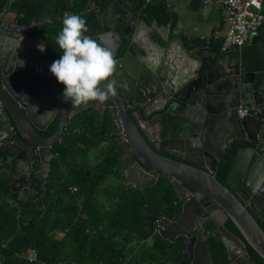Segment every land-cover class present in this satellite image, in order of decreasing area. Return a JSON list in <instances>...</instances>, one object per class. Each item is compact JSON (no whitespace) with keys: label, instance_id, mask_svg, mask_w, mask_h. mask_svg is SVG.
Instances as JSON below:
<instances>
[{"label":"water","instance_id":"water-1","mask_svg":"<svg viewBox=\"0 0 264 264\" xmlns=\"http://www.w3.org/2000/svg\"><path fill=\"white\" fill-rule=\"evenodd\" d=\"M114 1L111 6L116 12L111 14L107 8L100 13L97 27L86 34L113 51L117 63L110 78L117 81L115 92L104 101L90 98L73 102L63 93L65 85L56 80L54 86L62 96L54 106L59 119L51 136L38 132L30 111L34 108L24 99L30 86L34 91L36 79L21 87L11 84L19 68L18 58L26 55L28 48L20 34H15L12 27L16 25L0 22V42L5 35L9 37L6 62L0 69L6 79L10 77L5 84L0 78V110L8 116L10 129L19 131L30 145L51 149L61 141L70 117L87 108L99 110L100 102H108L114 133L121 137L118 141L131 147L138 159L136 170L126 173L124 184L148 189L161 175H167L179 198L186 197L182 192L186 186L203 193L246 240L224 226L222 233H213L227 247L230 262L236 264L238 258L234 246L246 251L247 242L264 258V50L254 51L247 45L236 58L196 62L186 68L173 50L177 40L171 36V27L155 18L148 20L141 5L134 7L138 0H120L118 6ZM14 2L10 0L4 13ZM93 6L94 1L89 0L86 9ZM239 107L247 109L249 115L240 118ZM238 128L253 135L251 143L236 136ZM3 140L0 147L8 145L9 139ZM166 143L171 155L161 152ZM229 150L232 164L222 182L217 172ZM13 191H17L15 184ZM146 214L162 216L160 211L147 210ZM209 219L215 221L213 214ZM189 238L179 264L192 262L194 238Z\"/></svg>","mask_w":264,"mask_h":264},{"label":"trees","instance_id":"trees-1","mask_svg":"<svg viewBox=\"0 0 264 264\" xmlns=\"http://www.w3.org/2000/svg\"><path fill=\"white\" fill-rule=\"evenodd\" d=\"M105 10L111 0H99ZM145 1V0H144ZM89 0H16L14 9L20 21L34 24L48 33V59L60 57L63 49L57 35L67 12L86 18L87 31L97 23V8L86 9ZM147 18L161 24L173 23L163 3H147ZM46 21V22H44ZM54 120L47 134H54ZM110 126L101 124L95 110L73 116L60 142L54 145V158L47 189L28 200L13 191L12 174L15 161L0 157V264H130L128 246L134 240L151 239L140 250L139 259L147 264H179L185 248V237L171 242L151 229L147 210H160L169 218L180 213L181 201L168 176H162L148 189H138L121 183L107 191L109 206L97 201L100 185L110 176L121 175L116 152L117 142ZM110 140V152L96 165L87 160L88 149ZM232 164L228 158L220 165L217 177L225 182ZM77 187L76 191L72 188ZM105 223L106 232L99 229ZM227 227L238 237L245 238L230 219ZM96 231L92 233L91 231ZM62 234V235H61ZM247 251L256 264L264 258L247 242ZM211 263L231 264L226 247L215 237L210 240ZM29 248L37 251V259L25 255ZM136 262V259L133 260Z\"/></svg>","mask_w":264,"mask_h":264},{"label":"flooded vegetation","instance_id":"flooded-vegetation-1","mask_svg":"<svg viewBox=\"0 0 264 264\" xmlns=\"http://www.w3.org/2000/svg\"><path fill=\"white\" fill-rule=\"evenodd\" d=\"M93 1H94V6L92 8H97V20H98V15L100 13H103L105 10H107V8H110L112 11L116 12V8L111 6L112 0L110 2V5L103 11L100 10L101 2L99 0H93ZM9 2L10 0H0V22H7L16 25L17 27H12L14 29L15 34H20L22 44L28 48L26 55H22L18 58L19 68L14 74V76L11 77V84H13L16 87H21L28 84V77L25 74V70H24L27 65L30 66V65H34L35 63H38L39 58H41L42 56H45L46 63H52L54 60L58 59L59 57H55L53 59L47 58V54H48L47 38H49L48 33H46V31H44L43 29L36 28L34 24L21 22L20 14L16 12V10L14 9L15 2L13 3L12 8L4 13L5 9L9 5ZM119 4H120V0H115L113 3L114 6H118ZM146 4L147 3H145L144 0H138V2H135L134 7L141 5L142 11H144ZM66 14H73V13L67 12ZM105 24L106 23L104 22V25ZM8 41H9V37L5 35L2 43L0 42V67H3L4 63L6 62L4 54L6 50L5 47L9 45ZM38 46L44 50H41ZM5 76L6 75L5 73H3V70L0 69V78L2 79L4 84L5 82L7 83L8 80L10 79V77H7L6 79ZM35 76L36 75H33L32 78L30 77V79H35ZM56 80L57 78L55 77V75L51 73L47 77V82H45L46 84H48L47 87H45V89L44 87L40 88L41 85L39 84H34L32 85L34 91L31 90L32 88L30 86L28 91L24 92V99L26 101H30L31 107L34 108V110L30 108L31 109L30 111L32 116L34 117L36 124L38 125L37 130L43 136L53 135V134L51 135L47 134V131L49 130L52 122L56 119L57 120L59 119V112L54 114V106H56V104L59 102L60 96L62 95L59 96L58 91L54 86ZM11 84L9 83V86H11ZM41 84H44V82H42ZM49 85H51V87ZM53 97L54 100L56 101L53 105L52 104L43 105L42 103L43 100L47 103L48 101H51ZM108 104H109L108 102H100L99 110H96L95 108H87L84 109L83 111H88V110L97 111L98 118L101 121V124L110 126L112 128L111 134L114 136L115 142H117L116 144L117 146L114 148L118 153V155L116 156L117 157L116 160H118L119 162V167L121 171L120 180L124 184V178L126 177V173L128 171L133 172L134 170H136L138 159L135 157V155H133L131 147H123L121 143L118 141V139H120L121 137L116 136V134L114 133V129L112 125L113 119L111 117V112L110 109L106 107ZM72 117H70L69 120ZM0 119H1L0 139H9V141H7L8 144L7 146L0 147V157H8V160L15 161L14 171H17L16 172L17 174H15L13 185L15 184L17 191L14 192L18 193L19 197H25L28 200L33 195L38 194L39 192L47 189V181L51 171L52 162L56 157L53 150L54 145L51 147V149H47L46 147H35L33 145H30L23 140L22 135L20 134L19 131L17 130L12 131L10 129L11 126H10L9 118L7 115L3 114L1 110H0ZM236 136L238 138H241L243 140V143H251V140L253 138L252 134L244 133L240 128L237 129ZM3 142L4 140L0 141V144H2ZM104 144L106 146L104 147L106 150L105 152H107L108 154L111 149V147H109L110 140H106ZM237 145H240V143H238ZM162 146L164 150L161 152L165 155H171L169 153L171 149L169 147V144L166 143ZM230 155L231 152L229 150L225 154L224 158L225 157L226 159H228V157L232 158L230 157ZM226 159H224V161ZM162 176L165 175H161L160 177ZM125 185L133 186L132 184H125ZM182 192L186 197L181 199L177 195L181 201V210L180 213L177 215V217L169 218L167 217V215H164L163 212L160 210H150L155 212L160 211L162 212V216L157 218L155 214H150V215L146 214L147 221L150 224L151 229H154V231L159 232L165 239H168L171 242L176 241L178 238L185 237L186 239L185 248L181 259L183 258L186 252L187 245L190 239L189 237L192 236L194 238V242H193L194 255L192 257L191 264H209L211 263L210 240L213 237H215L213 233L216 231L222 233L221 231L222 226H224L228 231L233 233L227 227V223L229 222L230 218L223 219V217L218 214V209L215 206V202L213 200H210L207 196H204L203 193L187 186L185 189L182 190ZM211 214H213V218L216 222L209 219ZM163 223L165 224L163 225ZM233 250L236 251L238 255L237 256L238 258H236L235 260L236 264L256 263L249 255L247 251V245H246V251H241V249H239L238 246H234Z\"/></svg>","mask_w":264,"mask_h":264},{"label":"crops","instance_id":"crops-1","mask_svg":"<svg viewBox=\"0 0 264 264\" xmlns=\"http://www.w3.org/2000/svg\"><path fill=\"white\" fill-rule=\"evenodd\" d=\"M151 2L163 3L172 16L173 23L165 25L171 27V36L177 40L173 50L178 62L186 68L196 62H213L214 60L215 63L220 58H225V60L230 56L236 58L240 49L222 51L224 35L228 27L223 0H152ZM109 12L114 13L111 9ZM148 20L151 19L148 18ZM247 45H252L253 50H264V23L258 31L251 35L244 46ZM45 59V56H42L38 63L27 65L24 69L28 82L30 77L36 75L35 84L41 85L40 88L44 87V89L48 85L45 83L47 77L51 74L49 70L51 63H46ZM42 82L44 84H41ZM55 102L54 97L47 103L42 101L43 105H53Z\"/></svg>","mask_w":264,"mask_h":264},{"label":"clouds","instance_id":"clouds-1","mask_svg":"<svg viewBox=\"0 0 264 264\" xmlns=\"http://www.w3.org/2000/svg\"><path fill=\"white\" fill-rule=\"evenodd\" d=\"M86 33L85 17L78 13L66 14L56 38L63 52L50 64L49 70L65 85L63 93L73 102L90 98L104 101L115 92L117 81L110 77L117 61L111 48Z\"/></svg>","mask_w":264,"mask_h":264},{"label":"built area","instance_id":"built-area-1","mask_svg":"<svg viewBox=\"0 0 264 264\" xmlns=\"http://www.w3.org/2000/svg\"><path fill=\"white\" fill-rule=\"evenodd\" d=\"M152 0H145L150 3ZM228 27L224 35L222 51L240 49L249 41L251 35L258 31L264 23L263 0H223ZM238 114L244 118L248 110L239 107ZM73 191L77 187L72 188ZM26 256L30 260L37 259V251L29 248Z\"/></svg>","mask_w":264,"mask_h":264},{"label":"rangeland","instance_id":"rangeland-1","mask_svg":"<svg viewBox=\"0 0 264 264\" xmlns=\"http://www.w3.org/2000/svg\"><path fill=\"white\" fill-rule=\"evenodd\" d=\"M104 147L106 146L104 143H102V144H99L97 146H94L88 149L87 160L89 161L91 165H96L101 160V158H103V156L105 155V151H106ZM120 179L119 177L110 176L109 178H107L105 181L101 183L99 192L97 193L96 198H97L98 203L101 205L103 209H105L111 203L109 201L107 191H112L113 189H115L121 183ZM105 227H107L106 224L102 223L101 225H99V229L97 231L102 229L103 232H106ZM95 231L96 230L93 229L91 232L94 233ZM151 242H152L151 239H148V240H137L136 239L130 243H127L128 246H132L131 250L128 252V256L130 257V259H133V260L136 259V262H133V260H131L130 264H147L146 261H142L139 259L140 250L143 247L150 245Z\"/></svg>","mask_w":264,"mask_h":264}]
</instances>
